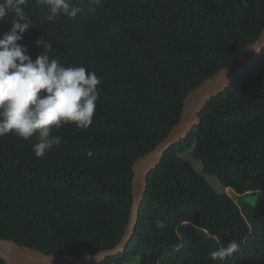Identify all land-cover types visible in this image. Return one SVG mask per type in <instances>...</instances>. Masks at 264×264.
Segmentation results:
<instances>
[{
	"label": "trees",
	"instance_id": "16d2710c",
	"mask_svg": "<svg viewBox=\"0 0 264 264\" xmlns=\"http://www.w3.org/2000/svg\"><path fill=\"white\" fill-rule=\"evenodd\" d=\"M77 17L44 19L24 5L35 41L51 56L84 66L101 83L92 124L62 125L61 142L36 157L28 140L0 137V238L44 253L83 255L113 246L131 203L132 162L151 150L181 114L185 93L237 57L264 27V0H72ZM12 16L0 22V36ZM209 99L200 122L149 173L132 237L99 264H264V48L257 61ZM193 146L217 192L179 156ZM256 195V201L248 200ZM235 239L224 261L211 251ZM0 264L5 262L0 258Z\"/></svg>",
	"mask_w": 264,
	"mask_h": 264
},
{
	"label": "clouds",
	"instance_id": "9594fccd",
	"mask_svg": "<svg viewBox=\"0 0 264 264\" xmlns=\"http://www.w3.org/2000/svg\"><path fill=\"white\" fill-rule=\"evenodd\" d=\"M47 7L44 19L53 22L65 16L75 18L82 8L72 0H37ZM101 0H93L99 5ZM27 0H0V22L12 16L11 28L0 36V137L14 134L28 140L36 157H43L61 138L53 129L71 124L87 129L93 122L99 98L100 78L84 66H65L50 54L53 42L43 37L35 41L42 54L33 60L22 43L23 34L32 26L24 5ZM256 52H259L255 50ZM235 239L211 251L209 258L224 261L240 251Z\"/></svg>",
	"mask_w": 264,
	"mask_h": 264
},
{
	"label": "water",
	"instance_id": "95a60500",
	"mask_svg": "<svg viewBox=\"0 0 264 264\" xmlns=\"http://www.w3.org/2000/svg\"><path fill=\"white\" fill-rule=\"evenodd\" d=\"M264 48V27L257 37L249 42L241 53L211 75L188 90L182 101L179 119L156 145L131 164V203L127 221L119 240L111 247L83 255L62 252L44 253L37 248L20 244L12 239L0 238V258L5 264H99L108 256L124 250L133 235L138 218V209L144 196L149 173L161 161L164 152L200 122L199 113L203 105L230 85L233 79L255 63ZM255 50L259 51L256 52Z\"/></svg>",
	"mask_w": 264,
	"mask_h": 264
},
{
	"label": "rangeland",
	"instance_id": "374dc122",
	"mask_svg": "<svg viewBox=\"0 0 264 264\" xmlns=\"http://www.w3.org/2000/svg\"><path fill=\"white\" fill-rule=\"evenodd\" d=\"M179 156L189 161L198 173L203 174L204 177L207 179V181L213 186V188L217 192H222L223 190H225L229 195L234 196V192L230 188L224 189V187L219 183V181L214 175L203 172L201 162L193 156V146L186 149L184 152L179 154ZM256 199H257L256 195H251L248 197V200L252 202L256 201ZM127 264H132V263L127 262Z\"/></svg>",
	"mask_w": 264,
	"mask_h": 264
},
{
	"label": "bare ground",
	"instance_id": "6f19581e",
	"mask_svg": "<svg viewBox=\"0 0 264 264\" xmlns=\"http://www.w3.org/2000/svg\"><path fill=\"white\" fill-rule=\"evenodd\" d=\"M226 189H228V188H226Z\"/></svg>",
	"mask_w": 264,
	"mask_h": 264
}]
</instances>
